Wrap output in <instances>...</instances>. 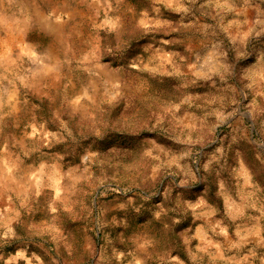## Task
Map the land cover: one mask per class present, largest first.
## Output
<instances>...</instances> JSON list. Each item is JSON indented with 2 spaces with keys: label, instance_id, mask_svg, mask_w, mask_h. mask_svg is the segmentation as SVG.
Returning a JSON list of instances; mask_svg holds the SVG:
<instances>
[{
  "label": "rangeland",
  "instance_id": "374dc122",
  "mask_svg": "<svg viewBox=\"0 0 264 264\" xmlns=\"http://www.w3.org/2000/svg\"><path fill=\"white\" fill-rule=\"evenodd\" d=\"M0 264H264V0H0Z\"/></svg>",
  "mask_w": 264,
  "mask_h": 264
}]
</instances>
